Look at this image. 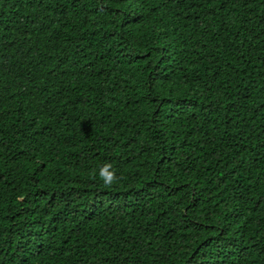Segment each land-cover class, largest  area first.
Here are the masks:
<instances>
[{
    "label": "trees",
    "instance_id": "obj_1",
    "mask_svg": "<svg viewBox=\"0 0 264 264\" xmlns=\"http://www.w3.org/2000/svg\"><path fill=\"white\" fill-rule=\"evenodd\" d=\"M0 264H264V0H0Z\"/></svg>",
    "mask_w": 264,
    "mask_h": 264
},
{
    "label": "clouds",
    "instance_id": "obj_2",
    "mask_svg": "<svg viewBox=\"0 0 264 264\" xmlns=\"http://www.w3.org/2000/svg\"><path fill=\"white\" fill-rule=\"evenodd\" d=\"M100 176L102 179H104L105 183H111L113 179L115 178L114 173L109 172L107 166L101 170Z\"/></svg>",
    "mask_w": 264,
    "mask_h": 264
}]
</instances>
